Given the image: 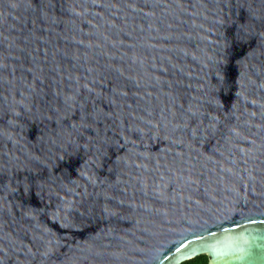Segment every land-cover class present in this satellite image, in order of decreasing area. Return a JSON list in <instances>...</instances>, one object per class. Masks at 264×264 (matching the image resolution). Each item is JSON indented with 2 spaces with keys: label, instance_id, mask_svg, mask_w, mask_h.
<instances>
[{
  "label": "water",
  "instance_id": "95a60500",
  "mask_svg": "<svg viewBox=\"0 0 264 264\" xmlns=\"http://www.w3.org/2000/svg\"><path fill=\"white\" fill-rule=\"evenodd\" d=\"M264 264V0H0V264Z\"/></svg>",
  "mask_w": 264,
  "mask_h": 264
},
{
  "label": "trees",
  "instance_id": "16d2710c",
  "mask_svg": "<svg viewBox=\"0 0 264 264\" xmlns=\"http://www.w3.org/2000/svg\"><path fill=\"white\" fill-rule=\"evenodd\" d=\"M209 260L208 258H202V257H197L193 260L187 261L183 264H209Z\"/></svg>",
  "mask_w": 264,
  "mask_h": 264
}]
</instances>
